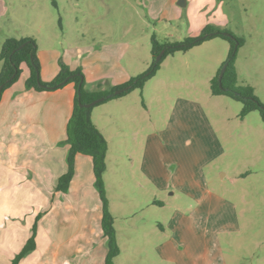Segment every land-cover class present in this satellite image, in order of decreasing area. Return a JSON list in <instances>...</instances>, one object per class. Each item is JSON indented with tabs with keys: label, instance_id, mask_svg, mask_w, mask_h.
Returning a JSON list of instances; mask_svg holds the SVG:
<instances>
[{
	"label": "rangeland",
	"instance_id": "374dc122",
	"mask_svg": "<svg viewBox=\"0 0 264 264\" xmlns=\"http://www.w3.org/2000/svg\"><path fill=\"white\" fill-rule=\"evenodd\" d=\"M54 1L0 0V48L7 38L34 39L40 78L41 68L57 70L60 61L84 77L130 79L151 66L152 35L180 43L211 25L243 41L238 85L264 104V0ZM229 51V42L212 38L167 55L141 91L92 108L107 142L103 181L120 248L114 264H264V125L259 112L241 118L239 101L210 93ZM20 70L15 87L28 77L25 65ZM7 91L1 103H10ZM10 137L0 134V264H11L33 234L34 248L18 264H46V204L50 217L57 210L72 218L91 217L101 202L88 196L87 206L69 207L62 202L72 194L46 192L37 178L34 186L10 185ZM57 149L27 146L37 156Z\"/></svg>",
	"mask_w": 264,
	"mask_h": 264
},
{
	"label": "crops",
	"instance_id": "0c3cea01",
	"mask_svg": "<svg viewBox=\"0 0 264 264\" xmlns=\"http://www.w3.org/2000/svg\"><path fill=\"white\" fill-rule=\"evenodd\" d=\"M57 70L53 67L45 70L41 68L42 81L49 82L54 78ZM110 77H112L111 81L108 82L103 74L98 72L89 74L88 77H84V80L90 89L96 83H101L103 88H108L121 85L129 80L124 72ZM104 80L106 82H102ZM5 90L11 92V99L10 103L0 102V134L5 136L11 133L7 143L12 162L9 183L16 187L25 185L24 182H27L26 186L29 183L34 186L37 185L34 180L37 178L40 184L46 186V192L51 193L58 177L66 171L67 145L61 146L58 143L66 139V125L72 112L75 94L73 84L43 92L27 91L24 87H15V85ZM90 118L99 129L93 117V110L90 112ZM5 125L8 130H5ZM45 142L46 144L52 143L53 148L58 145L60 149L54 151L53 155H49L48 150L38 156L27 152V146L30 144ZM46 147L52 148V146ZM41 176L46 178L42 180ZM55 194L56 196L65 194L66 198H70L72 194V199H67L62 204L72 207L76 203L75 207L78 208L87 206L89 197L92 202L98 198L94 189L93 164L90 156L84 154L76 156L74 175L68 191L66 193L55 192ZM59 201H57L58 204ZM46 206L49 209L46 214V239L48 241L46 264H104L107 248L100 225L101 208L97 209L91 217L88 213L84 216L82 212H74L75 215L72 218H64V212L61 214V211L55 210L57 215L55 218V216L50 217L53 214L50 212L52 203L49 201ZM56 206L59 208L58 205Z\"/></svg>",
	"mask_w": 264,
	"mask_h": 264
},
{
	"label": "trees",
	"instance_id": "16d2710c",
	"mask_svg": "<svg viewBox=\"0 0 264 264\" xmlns=\"http://www.w3.org/2000/svg\"><path fill=\"white\" fill-rule=\"evenodd\" d=\"M55 7V1L51 0ZM223 33H228L231 38ZM221 38L230 44L229 56L225 62V70L220 81L218 76L220 69L216 75L210 80V93L212 96H226L239 101L242 104L240 117L243 118L252 111L260 114L261 121L264 125V104H262L252 87L248 85H238L237 73L235 68V59L238 48L243 41L236 38L233 34L221 30L215 26L206 25L197 38H186L183 42H165L159 44L155 36H151V55L152 64L144 73L130 78L127 82L108 88H103L101 83H96L92 89L88 88L84 80L82 70L76 68L70 70L67 65L58 62V71L54 78L49 82H43L39 76L40 66L37 58V46L32 38H7L3 41L0 48V96L1 93L15 84L20 75V66L25 65L28 70V77L24 83L27 91L35 92L52 91L62 88L67 84H73L75 91L72 112L66 125L67 145L66 154V171L58 177L55 192L66 193L69 188L70 181L74 175V163L78 154L88 155L92 159L94 188L101 202V220L100 225L103 236L106 239L107 252L104 258V264H114V259L120 254V248L116 241V233L114 229V221L108 209L106 199L103 174L105 172V159L107 153V142L104 136L96 128L90 119L91 108L80 107L79 104H89L97 99L104 100L95 106L106 103L110 100L123 97L133 90L141 91L145 82L150 79L159 69L162 60L170 54L177 51H187L190 48L200 45L202 42L212 39ZM163 50V54L158 62L155 61L158 54ZM66 81L64 84L61 85ZM119 95L113 93L122 90ZM143 104V101H142ZM34 231V229H33ZM34 234L29 238L23 248L12 259L11 264H18L19 260L33 250Z\"/></svg>",
	"mask_w": 264,
	"mask_h": 264
},
{
	"label": "water",
	"instance_id": "95a60500",
	"mask_svg": "<svg viewBox=\"0 0 264 264\" xmlns=\"http://www.w3.org/2000/svg\"><path fill=\"white\" fill-rule=\"evenodd\" d=\"M178 5L181 6V7H183V6L185 5V1H184V0H180V1L178 2ZM223 34H224L225 36L231 38V35H230V34H228V33H223ZM162 54H163V50H162V51L158 54V56L156 57V59H155L156 62H158V61L160 60ZM225 67H226V65H223L222 68L220 69V73H219V76H218L219 86H220V81H221V78H222V76H223V73H224ZM65 82H66V81H64L63 83H61V85L64 84ZM0 89H1V87H0ZM123 91H124V89H122V90H117V91H115L113 94H114V95H119V94H120L121 92H123ZM103 100H104L103 98H100V99H97V100H95V101H93V102H91V103H89V104H85V105L79 104V106H80V107H84V108H91V107H94L96 104L102 102Z\"/></svg>",
	"mask_w": 264,
	"mask_h": 264
}]
</instances>
